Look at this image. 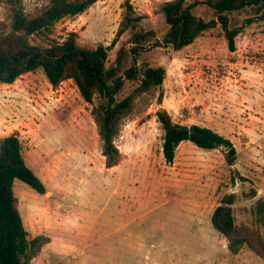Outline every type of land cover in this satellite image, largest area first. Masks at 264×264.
Returning <instances> with one entry per match:
<instances>
[{
	"label": "rangeland",
	"instance_id": "rangeland-1",
	"mask_svg": "<svg viewBox=\"0 0 264 264\" xmlns=\"http://www.w3.org/2000/svg\"><path fill=\"white\" fill-rule=\"evenodd\" d=\"M125 1L99 0L85 14L59 22L53 39L62 42L76 32L82 46H110ZM129 1L149 16L142 26L162 40L166 25L153 11L167 0ZM46 4L24 0L28 13ZM8 16L0 2V22ZM129 36L110 51V63ZM236 46L230 52L217 26L179 52L148 48L140 63L164 66L167 76L159 92L140 97L124 120L116 140L121 159L112 169L105 165L92 106L73 81L54 88L38 70L12 85L0 83V138L19 136L29 167L47 187L40 195L15 183L30 238L52 239L34 264H264L247 247L231 254L212 226L226 195L237 194L235 214L248 224L252 207L264 197V21L244 26ZM160 93L164 99L219 97L222 113L232 122L237 118V133L233 123L225 128L237 140L235 165L227 164L222 149L206 151L191 142L168 164L155 118Z\"/></svg>",
	"mask_w": 264,
	"mask_h": 264
},
{
	"label": "trees",
	"instance_id": "trees-1",
	"mask_svg": "<svg viewBox=\"0 0 264 264\" xmlns=\"http://www.w3.org/2000/svg\"><path fill=\"white\" fill-rule=\"evenodd\" d=\"M99 0H47L36 13H28L24 0H0L9 16L0 22V83L12 85L21 77L42 70L48 82L59 87L73 81L82 99L92 106L91 115L97 125L106 168L118 166L121 152L116 145L125 119L130 117L137 100L145 94L159 92L167 76L164 66L141 62L152 47H171L179 52L192 45L205 32L221 26L230 52L237 49L236 39L244 26L264 21V0H169L161 3L153 14L163 18L166 32L159 40L155 30H147L140 15L126 0L122 20L110 46H82L78 34L71 32L65 40L53 39L56 25L67 18L89 11ZM246 19L241 20L242 16ZM129 34L116 52L113 62L109 54ZM163 95L159 94L158 105ZM163 131L162 152L172 164L178 147L191 142L200 149H222L229 166L235 165L237 149L219 132L200 125L174 122L165 108L155 113ZM21 181L40 195L47 187L26 161L23 144L17 134L0 138V264H33L51 239L45 235L30 238L19 208L15 183ZM257 192L252 193V198ZM237 194L226 195L214 210L212 226L228 243L231 254L247 247L264 258V197L252 207L253 224L239 222L234 205Z\"/></svg>",
	"mask_w": 264,
	"mask_h": 264
},
{
	"label": "crops",
	"instance_id": "crops-1",
	"mask_svg": "<svg viewBox=\"0 0 264 264\" xmlns=\"http://www.w3.org/2000/svg\"><path fill=\"white\" fill-rule=\"evenodd\" d=\"M132 4L135 5L134 3ZM192 45L188 47H191ZM67 82H72V81H66V83ZM207 95L208 94L203 96L201 95L199 97L191 96L190 98L185 97L184 99H182L179 96L170 95L169 99L163 98L162 105H158L157 109L159 108L167 109L172 116L174 115V118L176 117L174 119V122L176 123L187 126L200 125L211 128L219 132L220 134L224 135L226 138L230 139L234 144L235 148L237 149V140L235 139V137L229 135V133L225 129L227 127H231V123H233L234 128L236 129L235 133H237V118L234 120V122H232L233 117H230V115L226 116V114L224 112L222 113V111L220 110L219 107L221 105L219 104V100H218L219 97L212 96L209 98ZM215 105H217V108L215 107ZM175 113H177V115H175ZM181 145L178 147V149L181 147ZM42 252L44 251L42 250Z\"/></svg>",
	"mask_w": 264,
	"mask_h": 264
}]
</instances>
